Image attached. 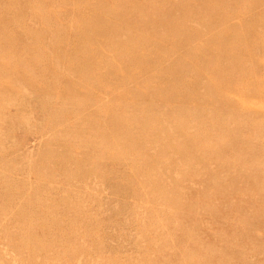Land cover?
<instances>
[{
    "label": "rangeland",
    "instance_id": "1",
    "mask_svg": "<svg viewBox=\"0 0 264 264\" xmlns=\"http://www.w3.org/2000/svg\"><path fill=\"white\" fill-rule=\"evenodd\" d=\"M100 1L0 0V264H264V0Z\"/></svg>",
    "mask_w": 264,
    "mask_h": 264
},
{
    "label": "bare ground",
    "instance_id": "2",
    "mask_svg": "<svg viewBox=\"0 0 264 264\" xmlns=\"http://www.w3.org/2000/svg\"><path fill=\"white\" fill-rule=\"evenodd\" d=\"M105 2H106V0H104V1L102 0L100 2H97V4H94V6H96L97 8H95L94 6L90 5V8L93 10V13H90V14H88V12L85 13V15H88L86 17H87L89 22L91 20H93L92 16H95L98 21L104 20V27L99 29L98 31L90 32L89 30H87V32L85 34V41H88V42H86V43L96 42L97 41V34L96 33H98L100 35H103L104 37L107 36L108 34L112 35L113 31H115L117 35L119 33L121 34L122 31L125 29V27L131 26V24H132L127 19H132L133 24L136 27H140L138 21L135 20V19H138L137 18L138 14L140 15V14H142L145 11L151 12L152 10H155L157 12L156 14L153 15L155 19L162 20V21L168 20L165 26L174 35H178L177 32H176L178 30H182V31L186 32L184 34L182 40H179V39L173 40L176 43L175 46L185 45L187 40L194 41L198 36L201 35L200 32L188 30V28L184 27V25H185V23H184L185 22L184 21L185 17H189L190 15H192L193 13H196V12L198 14V10H201L198 6L188 2L187 0L179 1L177 3H170L169 2V7L168 8L163 7L160 4H158L157 0H122V4L124 5L125 9L121 13V15H118V17H116L119 20V22H117L116 24L111 23L108 19H106L105 15L107 13H109V9L106 8ZM209 4H210V1H209L208 5ZM211 5L212 4H210L209 6H205V7L207 9H209ZM132 8H134L136 10V12ZM179 9H181L184 12V17L183 18L174 17L173 12H176ZM113 11H115V10H113ZM77 16H79L80 18H84L83 15L80 12H78V11H77ZM229 17L230 18L228 20L234 19L231 16H229ZM121 18H122V20H121ZM139 21L143 22V23H141V26H142L143 29H148L150 27L149 24H150V22L152 20L151 19H147L146 21H142V20H139ZM174 22L176 23L175 25H174ZM123 24H127V25H123ZM214 25H216V23H214ZM123 26H125V27H123ZM135 26H134V28L136 30ZM142 28H139V29H141V32H142ZM139 29H137V30L139 31ZM243 29H244V27H243ZM110 35H108V36H110ZM77 36L79 37V35H77ZM244 37H245V35H243L242 33H239V32L231 33V31H229L226 37H222L223 39H216L215 37H213L210 40L209 38H207L208 40L205 43L207 46L206 45L204 46V48L202 49L201 53L206 52L207 50H209V48H210L209 47V43L210 42H216V43L222 42L223 43V42H227V41H230V40H236V39L244 38ZM135 47L136 46L133 44V47H132L133 51H135V49H136ZM81 49H83V47ZM141 49H145V47L142 46ZM192 53L195 54L194 52H192ZM96 54L97 53H95V55H92L91 57L98 58V56H96ZM226 55L227 54L223 50V51H219L216 54V57H220L221 56L220 58H222V57H224ZM134 56H137L136 63L144 61L143 57L140 56V54H136ZM93 60H94L93 58L89 59V61H88L89 65L93 64ZM180 72L185 73V68H182ZM180 77H181V75H180ZM174 83H175V81H174Z\"/></svg>",
    "mask_w": 264,
    "mask_h": 264
}]
</instances>
